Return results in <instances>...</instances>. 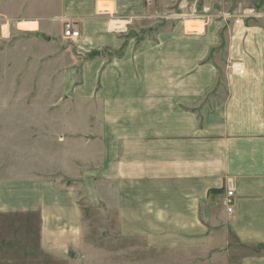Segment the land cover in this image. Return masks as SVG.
Segmentation results:
<instances>
[{"label":"crops","instance_id":"0c3cea01","mask_svg":"<svg viewBox=\"0 0 264 264\" xmlns=\"http://www.w3.org/2000/svg\"><path fill=\"white\" fill-rule=\"evenodd\" d=\"M44 3L51 35L73 20L85 49L110 52L96 95L100 149L90 167L78 149L61 166L71 185L1 182L0 211L36 218L39 249L67 264L104 251L95 225L106 227L108 264H264V0ZM162 16L169 25L141 42L107 30Z\"/></svg>","mask_w":264,"mask_h":264},{"label":"rangeland","instance_id":"374dc122","mask_svg":"<svg viewBox=\"0 0 264 264\" xmlns=\"http://www.w3.org/2000/svg\"><path fill=\"white\" fill-rule=\"evenodd\" d=\"M44 2L0 0V184L40 176L52 178L57 185H71L76 180L62 177L61 166L82 150L84 165L90 167L95 150L100 149L95 147V138L101 136L95 134V109L105 101L96 95L106 89L102 77L108 73L110 52L85 49L73 20L78 39H63L55 24L51 26L55 36L47 32L38 18L47 8ZM169 21L161 17L142 24L146 29L141 30L130 26L118 30L109 22L107 30L123 42H141ZM76 140L83 141L82 148L79 143L75 146ZM97 191L99 201L107 202V190ZM82 194L77 190L78 198ZM97 226L92 227L98 239L95 245L104 251L80 264L109 263L107 230ZM37 227L36 218L0 211V264H67L39 249Z\"/></svg>","mask_w":264,"mask_h":264},{"label":"built area","instance_id":"2783aa9c","mask_svg":"<svg viewBox=\"0 0 264 264\" xmlns=\"http://www.w3.org/2000/svg\"><path fill=\"white\" fill-rule=\"evenodd\" d=\"M152 0H145L146 4H150ZM248 16H256L253 11H244L239 18L248 17ZM168 18L167 16H162ZM118 30H122V28L116 27ZM80 37V32L76 29L74 23L70 20H65L63 23L62 29V38L66 40H75ZM223 205L227 209L228 213H232L233 205H234V192L229 188L226 192V196L223 200Z\"/></svg>","mask_w":264,"mask_h":264},{"label":"water","instance_id":"95a60500","mask_svg":"<svg viewBox=\"0 0 264 264\" xmlns=\"http://www.w3.org/2000/svg\"><path fill=\"white\" fill-rule=\"evenodd\" d=\"M46 40H48L49 41V38L48 37H44Z\"/></svg>","mask_w":264,"mask_h":264},{"label":"bare ground","instance_id":"6f19581e","mask_svg":"<svg viewBox=\"0 0 264 264\" xmlns=\"http://www.w3.org/2000/svg\"><path fill=\"white\" fill-rule=\"evenodd\" d=\"M115 27V26H114Z\"/></svg>","mask_w":264,"mask_h":264}]
</instances>
